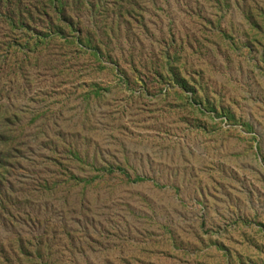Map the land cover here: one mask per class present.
I'll use <instances>...</instances> for the list:
<instances>
[{"label": "rangeland", "instance_id": "rangeland-1", "mask_svg": "<svg viewBox=\"0 0 264 264\" xmlns=\"http://www.w3.org/2000/svg\"><path fill=\"white\" fill-rule=\"evenodd\" d=\"M220 1L100 0L97 56L1 47L0 264H264V0Z\"/></svg>", "mask_w": 264, "mask_h": 264}, {"label": "trees", "instance_id": "trees-1", "mask_svg": "<svg viewBox=\"0 0 264 264\" xmlns=\"http://www.w3.org/2000/svg\"><path fill=\"white\" fill-rule=\"evenodd\" d=\"M99 1L0 0V29L6 28L10 33L15 34L13 36L15 41L9 38L0 41V49L3 47L6 52L9 51L13 55L20 51L28 57L32 54L36 55L38 48H46L52 42L51 40L56 37L63 39L64 45L68 47L75 46L84 54L97 56L99 54L97 37L83 24L80 17L85 7L89 12L99 9L104 11L105 8L102 5L99 6ZM210 1L216 4L218 0ZM121 2L123 0H115L111 4V10L114 11L116 18L123 19L129 15L130 10H134L135 5L132 3L129 7L124 8L120 5ZM220 2V4H227L228 0H221ZM254 9L256 8L254 7L252 10L247 8L246 12L250 15L256 13L264 17L260 10L253 11ZM113 26L117 28L118 22H114ZM74 33H76L75 37L72 36ZM32 34L36 36L33 37ZM95 38L96 41L94 42ZM21 50H24V52ZM36 60L37 58L33 61ZM19 115H11V117L14 116L12 120H14L15 128L8 127L7 136L5 135L6 131L0 129V181L6 187L8 186L5 179L6 173L16 169L21 152L27 151V147L23 143V136L28 124L21 123ZM7 116L6 119H8ZM40 117H42V114H37L30 122ZM14 132H17L16 136H14ZM60 142L62 141L60 140Z\"/></svg>", "mask_w": 264, "mask_h": 264}]
</instances>
